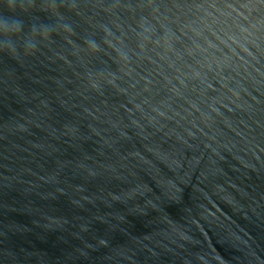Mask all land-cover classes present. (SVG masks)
<instances>
[{
	"label": "water",
	"instance_id": "water-1",
	"mask_svg": "<svg viewBox=\"0 0 264 264\" xmlns=\"http://www.w3.org/2000/svg\"><path fill=\"white\" fill-rule=\"evenodd\" d=\"M12 2L0 264H264V0Z\"/></svg>",
	"mask_w": 264,
	"mask_h": 264
},
{
	"label": "clouds",
	"instance_id": "clouds-1",
	"mask_svg": "<svg viewBox=\"0 0 264 264\" xmlns=\"http://www.w3.org/2000/svg\"><path fill=\"white\" fill-rule=\"evenodd\" d=\"M6 3L9 11H15V4L12 2V0H6ZM2 30L5 35H8L10 32L19 33L20 27L19 24H17V26L12 28H9L7 25H4Z\"/></svg>",
	"mask_w": 264,
	"mask_h": 264
}]
</instances>
